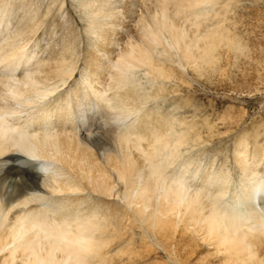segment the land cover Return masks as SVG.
<instances>
[{
    "label": "bare ground",
    "instance_id": "bare-ground-1",
    "mask_svg": "<svg viewBox=\"0 0 264 264\" xmlns=\"http://www.w3.org/2000/svg\"><path fill=\"white\" fill-rule=\"evenodd\" d=\"M86 1L88 5L96 2ZM220 1L99 0L93 11L94 23L101 22L100 51L93 52L87 62L88 72L82 76L86 90L76 93L73 89L44 108L41 102L54 96L59 81L65 84L72 76L73 64L47 62L28 69L24 65L30 58L22 60L25 53L18 54L14 48L21 32L2 33L0 251L4 253L0 264H101L103 249L114 234L110 226L116 227L114 210L124 208L135 220L159 231L181 224L182 230L202 233L224 251L231 264H264L260 256L264 251V180L254 182L251 176L258 159L249 160L241 152L239 165L246 183L238 190H229L227 177L209 173L193 184L186 179L185 169L179 172L171 167L178 148L187 141V132L172 137L170 125L162 124L159 118L153 125L144 115L137 122L142 127L125 125L116 130L106 119L102 128L95 125L92 116L88 118L93 106L101 114L110 108L116 117L120 114L118 102L107 104L117 91L112 83L103 81L107 71L103 72L102 61L122 42L113 75L120 80L128 79L134 66L153 67V53L159 47L178 50L185 62L197 66L209 63L218 29H209L205 21ZM10 7V2L0 0L1 28L6 26ZM97 16L103 17L96 20ZM133 32L135 40L129 39ZM164 71L156 73L163 76ZM89 75L96 77V82L103 81V89H95ZM107 91L111 95L105 94ZM136 94L130 89L120 91L119 96L131 99ZM10 101L31 110L26 117L21 115L23 122L13 119L22 110L12 107ZM113 106L118 109L114 111ZM11 146L18 152L12 153ZM92 199L112 207L104 218L89 205ZM83 203L85 214L76 212Z\"/></svg>",
    "mask_w": 264,
    "mask_h": 264
},
{
    "label": "rangeland",
    "instance_id": "rangeland-1",
    "mask_svg": "<svg viewBox=\"0 0 264 264\" xmlns=\"http://www.w3.org/2000/svg\"><path fill=\"white\" fill-rule=\"evenodd\" d=\"M6 1L11 3L7 10L10 15L5 20L6 26H0V38L2 33L13 35L21 32L24 37L21 35L18 38L14 48L18 54L25 53L22 60L30 58L24 65L26 68L47 62L56 64L57 61H65L66 66L73 64L74 67L65 84L61 81L57 83L59 90L56 95L43 100L45 103L42 101L40 107H46L73 89L76 93L86 90L82 76L88 72L86 67L90 55L100 49L101 31L98 27L101 22L94 23L93 11L99 0L91 5L86 0ZM110 1L114 3L115 0ZM211 12L205 24L209 25V29L215 26L218 29L217 44L209 63L200 64L201 67L195 62H185L178 50L169 48L164 51L159 47L153 53V67L134 66L130 77L120 80L113 75L118 69L116 52L124 46L125 35L115 51L102 61L103 72L107 71L103 81H106L105 84L112 83L113 91H117L115 98L107 104L118 102L120 108L113 107L120 114L116 117L111 108L101 114L98 107L93 106V113L89 110L88 118L92 116L95 125L102 128L106 119L109 127L116 130L125 125L142 127L137 122L144 115L145 120L153 125L159 121L170 125L172 137L187 132V141L178 148V157L171 167L179 172L185 169L186 179L193 184L200 183L205 173L227 177V185L232 191L246 183L239 165L241 152L248 159H258L259 164L253 167L251 175L253 181L264 180V0H221ZM134 34L130 33L129 39L135 40ZM2 42L3 38L0 46ZM162 69L165 70L164 75L160 76L156 72ZM92 75H89L90 84L95 89H103V81L96 82V77L92 78ZM130 89H135L137 93L133 98L119 96L120 91ZM105 94H110V91ZM139 99L143 102L140 103ZM34 100L37 104L41 101L38 98ZM11 106L22 110L21 114L16 112L18 115L12 117L20 118L19 122H23L21 117L24 114L23 117H26L31 111L14 101ZM157 118L159 121H156ZM10 148L12 153L18 152L15 146ZM231 197L232 192L227 194V198ZM101 199L104 201V198ZM91 202L89 205L101 218L112 208L96 199ZM77 211L85 214V204H80ZM125 211L130 215H126ZM114 212L116 227L110 226L114 234L103 249L101 264H231L224 251L218 250L216 245L214 247V243L203 238L200 232L182 230L181 224V231L178 225L177 228L159 231L144 221L135 220L129 209H115ZM163 231L167 233L164 235ZM182 231L187 232L182 234ZM3 253L0 251V256ZM260 254L264 258V251ZM91 264L99 263L92 261Z\"/></svg>",
    "mask_w": 264,
    "mask_h": 264
}]
</instances>
